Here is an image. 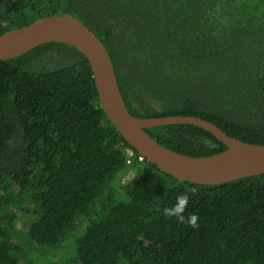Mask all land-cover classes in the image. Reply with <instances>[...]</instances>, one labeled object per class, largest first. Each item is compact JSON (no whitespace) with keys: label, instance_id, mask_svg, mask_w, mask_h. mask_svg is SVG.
I'll use <instances>...</instances> for the list:
<instances>
[{"label":"trees","instance_id":"16d2710c","mask_svg":"<svg viewBox=\"0 0 264 264\" xmlns=\"http://www.w3.org/2000/svg\"><path fill=\"white\" fill-rule=\"evenodd\" d=\"M64 12L105 44L134 115H197L264 143V0H0V34ZM146 130L187 155L228 148L190 123ZM139 157L75 47L48 41L0 59V264H37L4 214L22 193L32 203L22 208L29 235L54 252L71 242L68 264H264V173L195 183ZM136 164L118 199L116 178ZM184 193V215L195 213L198 227L163 212Z\"/></svg>","mask_w":264,"mask_h":264},{"label":"water","instance_id":"95a60500","mask_svg":"<svg viewBox=\"0 0 264 264\" xmlns=\"http://www.w3.org/2000/svg\"><path fill=\"white\" fill-rule=\"evenodd\" d=\"M48 41L75 47L89 61L100 105L109 121L128 144L161 171L180 181L217 184L264 173V143L233 136L211 120L191 114L143 117L129 111L120 91L111 56L98 35L80 18L69 13L49 14L10 28L0 34V59L20 55ZM173 123H190L211 132L234 154L229 158L192 156L167 147L146 128Z\"/></svg>","mask_w":264,"mask_h":264},{"label":"rangeland","instance_id":"374dc122","mask_svg":"<svg viewBox=\"0 0 264 264\" xmlns=\"http://www.w3.org/2000/svg\"><path fill=\"white\" fill-rule=\"evenodd\" d=\"M126 150L128 158L131 162L132 157L134 156V151L131 148H127ZM139 159L142 160L143 157L141 156L139 157ZM143 167L153 168L147 163L143 164ZM137 168L138 164L132 165L129 168L124 169V171H122V174L118 176V178H116L118 183V189L116 190L118 199L127 197V192L132 187L135 173L138 170ZM4 184H9L14 190L18 189L17 185L10 181H6L4 182ZM16 202L18 203V206L16 208H12L14 209L15 213H12V209L6 207L4 209V214L9 216V220L14 219L12 220V229L16 232V235L19 238V243L21 244L23 249L29 254V258L34 259L35 263L37 262V264H68L66 252L71 251L74 248L71 242H69L64 248L59 247L57 252H54L53 248L50 246L45 248L39 247L35 240L29 235L25 220H22L26 218V212L22 211V208H24L26 205L31 206V199L26 195V193H22V195L17 197ZM103 206H107V201L104 197H102L97 202L95 208L98 209V211H102L104 209ZM78 227H80L79 220L76 219L74 221V228L78 230Z\"/></svg>","mask_w":264,"mask_h":264},{"label":"clouds","instance_id":"9594fccd","mask_svg":"<svg viewBox=\"0 0 264 264\" xmlns=\"http://www.w3.org/2000/svg\"><path fill=\"white\" fill-rule=\"evenodd\" d=\"M188 194L184 193L176 197L175 204L170 207H165L163 212L167 216L175 217L178 222L187 223L191 227H198L197 215L195 213L189 214L187 217L184 215V210L188 204Z\"/></svg>","mask_w":264,"mask_h":264},{"label":"bare ground","instance_id":"6f19581e","mask_svg":"<svg viewBox=\"0 0 264 264\" xmlns=\"http://www.w3.org/2000/svg\"><path fill=\"white\" fill-rule=\"evenodd\" d=\"M233 154H234V151H233V150H227V151H225V152H223V153H220V154L216 155L215 157L209 159L208 161L216 160L217 158H218V159L229 158V157H231Z\"/></svg>","mask_w":264,"mask_h":264}]
</instances>
